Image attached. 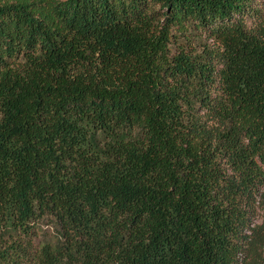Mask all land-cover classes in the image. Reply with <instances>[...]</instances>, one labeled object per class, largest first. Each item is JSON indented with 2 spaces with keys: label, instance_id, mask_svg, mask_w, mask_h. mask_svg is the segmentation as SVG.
<instances>
[{
  "label": "trees",
  "instance_id": "1",
  "mask_svg": "<svg viewBox=\"0 0 264 264\" xmlns=\"http://www.w3.org/2000/svg\"><path fill=\"white\" fill-rule=\"evenodd\" d=\"M252 4L0 0V264H264Z\"/></svg>",
  "mask_w": 264,
  "mask_h": 264
},
{
  "label": "rangeland",
  "instance_id": "2",
  "mask_svg": "<svg viewBox=\"0 0 264 264\" xmlns=\"http://www.w3.org/2000/svg\"><path fill=\"white\" fill-rule=\"evenodd\" d=\"M252 7H254L255 9H261V8H263L264 7V0H253ZM254 22L255 21L253 19H251V20L249 19L248 20V23L249 24H253ZM209 43H210V41H208V44ZM255 219H256L255 223H257V224L262 223V221H263L262 212H258L257 217ZM41 227H42V229L44 231H51V229L48 228V226L46 224H43Z\"/></svg>",
  "mask_w": 264,
  "mask_h": 264
}]
</instances>
